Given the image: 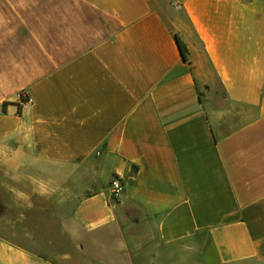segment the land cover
I'll use <instances>...</instances> for the list:
<instances>
[{"label":"crops","instance_id":"0c3cea01","mask_svg":"<svg viewBox=\"0 0 264 264\" xmlns=\"http://www.w3.org/2000/svg\"><path fill=\"white\" fill-rule=\"evenodd\" d=\"M0 212V264H264V0H0Z\"/></svg>","mask_w":264,"mask_h":264},{"label":"rangeland","instance_id":"374dc122","mask_svg":"<svg viewBox=\"0 0 264 264\" xmlns=\"http://www.w3.org/2000/svg\"><path fill=\"white\" fill-rule=\"evenodd\" d=\"M0 214H5V213H1ZM28 224H33V221L32 220H28L27 221ZM28 231L26 230H22L25 234V232H27L28 236L27 237H20V236H17V237H14L15 240L18 241V243L22 246H25L27 248H37L38 247H41L43 246L44 248H50L52 249L54 252H58V253H62L63 252V249H64V242H63V238H59L57 236H53L51 235V237H49L47 235V231L46 230H41V229H36L34 227H29L27 228ZM58 229H51V232L53 234V232L56 234ZM35 235V236H33ZM49 238L50 240H52V242H49ZM27 239H34V240H37L39 241L38 243H36V245H33V243H31V240H27Z\"/></svg>","mask_w":264,"mask_h":264},{"label":"built area","instance_id":"2783aa9c","mask_svg":"<svg viewBox=\"0 0 264 264\" xmlns=\"http://www.w3.org/2000/svg\"><path fill=\"white\" fill-rule=\"evenodd\" d=\"M18 100H19L20 106L23 107L30 101V98L25 92H21L18 95ZM109 188H110L112 198L115 201H119L123 195L125 184L121 178L114 176L111 180Z\"/></svg>","mask_w":264,"mask_h":264},{"label":"trees","instance_id":"16d2710c","mask_svg":"<svg viewBox=\"0 0 264 264\" xmlns=\"http://www.w3.org/2000/svg\"><path fill=\"white\" fill-rule=\"evenodd\" d=\"M176 39H177V43H178L179 48L183 54L184 59L187 60L188 59V52H189L187 44L185 43V41L181 38V36L179 34H176Z\"/></svg>","mask_w":264,"mask_h":264}]
</instances>
